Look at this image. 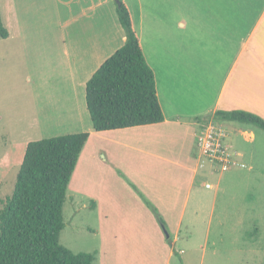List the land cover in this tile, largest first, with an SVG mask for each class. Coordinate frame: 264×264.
I'll list each match as a JSON object with an SVG mask.
<instances>
[{
	"label": "rangeland",
	"instance_id": "374dc122",
	"mask_svg": "<svg viewBox=\"0 0 264 264\" xmlns=\"http://www.w3.org/2000/svg\"><path fill=\"white\" fill-rule=\"evenodd\" d=\"M140 2L142 4L139 8L136 1L134 3L131 0L130 9L134 23L142 29L146 60L154 69L157 96L167 117H173L177 113L180 119L187 120L193 112L203 111L197 114L199 118L204 117V122L211 119V105L221 86V75L230 60L231 47L220 51L216 43L211 42L209 37L207 39L204 31L200 32L195 43L192 28L181 30L182 34L177 33L181 36L176 37L175 43H172L166 29L168 16L164 12L168 10V5L164 7L162 1L152 0V7L149 8L147 0H139ZM94 3L100 4L98 9L87 10ZM70 4L75 17L71 21V15L64 14L63 10ZM0 11L11 30L9 36H0L2 199L13 190L28 142L69 133L89 132L88 128L93 130L85 104V87L81 84V79L75 77L73 80L70 77V69L73 67L74 71L83 64L82 76H85L96 67L95 58H101L108 52L109 42L103 43L104 30L99 26L95 27L97 19L100 23L104 20L110 26L120 25L116 0H0ZM109 28L106 26L107 32ZM263 32L264 22L259 27V36L257 34L261 41H264V35L261 36ZM200 39L206 44H198ZM227 89L223 99L228 95ZM255 109L264 114L263 108ZM255 132V141L243 142V149L248 154L251 152L254 158L251 171H240L247 177L242 180L243 184L231 185L228 176L232 171L215 175L197 171L196 182L206 190H198V193L201 191L205 195L202 199V216L193 219L192 197L181 230L182 238L176 244V248L184 251L175 254L174 264H264V130L257 128ZM96 133L98 135L92 137L88 149L96 146L95 158L102 165V155L106 152L107 159L117 161V166L124 172L110 165L109 171L103 170L108 172L104 174L100 171L101 168L95 167L93 180L97 184L102 179L113 185L117 184L129 201L137 199V205H144L132 184L135 182L143 190L145 183L151 184L154 181L152 179L157 170L150 167L152 157L139 151L126 152L117 141L107 143L108 137L103 131ZM133 135L135 137L126 139L128 143L135 146L144 143V135ZM192 138L191 133L188 142L184 141L191 148L194 145ZM176 144L177 141H172L173 152L176 151ZM186 148L188 149L187 146L185 150ZM173 158L171 156L170 159ZM194 164L193 158L189 167ZM93 173L91 171L92 175ZM248 174L250 175L247 176ZM162 176V173L157 174L156 180L161 181ZM74 177L66 192L63 206L64 227L60 232L59 242L73 252L96 250L98 252L95 254L94 264H104L99 252L102 245L99 233L101 221L94 209L88 206L90 199L86 192L77 188L78 173ZM205 182H211L214 188L206 189ZM102 185L103 183L99 186ZM107 185L104 184L102 188H97L96 185L95 192L110 191ZM147 188L152 189L151 185H147ZM248 193L251 198H248ZM146 211L149 215L144 218L150 216L154 220L169 244L174 231L170 233L165 226L159 224L152 211ZM164 229L170 234V239H166ZM156 236L155 233V238ZM205 237L209 238V242L216 243L215 247L206 246L203 243ZM114 244V238L113 242L107 241L106 248L109 251L104 258L106 264H117L109 256V253H114ZM129 259L130 256L125 258ZM155 261L157 264L163 263L164 254L156 256Z\"/></svg>",
	"mask_w": 264,
	"mask_h": 264
},
{
	"label": "crops",
	"instance_id": "0c3cea01",
	"mask_svg": "<svg viewBox=\"0 0 264 264\" xmlns=\"http://www.w3.org/2000/svg\"><path fill=\"white\" fill-rule=\"evenodd\" d=\"M123 1L126 3L131 13V0ZM133 1L134 3L136 1L139 8L141 7L142 3H139V0ZM159 1H162L164 7L168 5V10L164 12L168 16L167 20L169 23L166 29L169 31V40L171 39L172 43H175L176 37L181 36V30L192 28L195 43L200 32L204 31L207 34V39L209 37L211 42L216 43L220 51L227 50L228 46L231 47L230 60L226 64L224 74L221 75L222 83L212 102L210 116L212 117L216 110L240 109L256 113L264 118V114L255 109L257 107L264 109V46L262 47L264 41H261L260 37H258L259 27L261 23L264 22V0ZM147 3L150 5L149 8H151L152 0H147ZM99 6V3H94L89 5L87 10H97ZM81 9L84 10L85 7H81ZM63 10L64 14L71 15L69 21L75 18L73 16V7L71 4L67 5ZM0 15L3 25L7 29V36H9L11 34L10 25L5 21L6 18L4 19L1 11ZM97 22L95 27L98 28L99 26V28L104 30L103 35L105 39L103 43L109 42L108 52L101 58H95L97 62L96 67L85 76H82L84 72L83 64L81 68L78 66L74 71L72 67L69 73L73 80L75 77L81 79V84L84 85V87L93 72L108 56L122 46L126 39L124 29L119 20L118 24L120 26L116 24L113 26L107 25L104 20L100 23L97 19ZM133 24L138 33L141 49L146 60L142 29L134 23V20ZM60 26H63V24ZM106 26L110 27L108 32L106 31ZM263 35L264 32L261 36ZM254 36L256 37L255 39ZM251 40H253L252 45ZM200 43L206 44L202 39L199 40L198 44ZM147 63L154 72L151 64L148 61ZM155 82L157 90L156 77ZM228 86L230 87L229 89H227ZM226 89L228 90V95L223 99ZM162 111L164 114V120L162 122L103 130V134L108 137L106 139L107 143L117 141L126 152L133 153V151H139L152 157L150 167L157 170L152 179L154 181H152L151 184H149V182L145 183L143 186L144 191L135 182H133V184L145 197H149L148 199L157 207L168 231H170V233L172 230L174 231L172 239H170V234L167 233L166 239H170L169 244L166 242L165 236H163L159 226H156L154 220H152L150 216L147 219L144 218V216L149 215L146 211L148 208L145 204L139 203L137 205V199L133 202L129 201L127 197L122 194L123 192L120 191L117 184L113 185L112 183L105 182L103 179L97 184L93 180L96 174L94 171L95 167L101 168V172H104L103 170L105 169L109 171L108 167H110V165L115 166L116 169L122 172H124V170L117 166V164H119L117 161H109L106 152L102 155V160L104 161L103 165L97 161L95 158L96 146H93L92 149L89 147L88 149V145L92 141V137L98 135L96 132L101 131L91 130V128L87 129L89 131V136L81 149L70 181L74 179L75 174L78 173L79 180L76 182L77 188L83 190L84 193L86 192L90 199L88 206L94 209L101 221L99 233L102 245L99 252L104 264H106L104 258L109 251L106 248L107 241L112 240L113 242V238L115 241V254L111 252L109 256L110 260L115 259L117 264H157L155 259L160 253L164 254V261L163 263L159 262V264H174L175 254H180L184 251L183 249L176 248V244L182 238L181 230L187 214V207L192 197L194 198L192 210L193 219L196 220L198 216H202V199L205 195L200 193L201 191L198 193V190L200 189L202 192H206V190H203L201 185L196 182V177L198 175L196 165H192L191 168L189 165L191 159L194 158L195 160L196 157V134L201 125L206 122H204V117L199 118L197 115L203 111H197L198 113L193 112L190 119L187 120L180 119V115L177 113H175L173 117L168 118L163 108ZM39 120H42L41 117H39ZM217 122L226 129L228 144L241 155L238 157V160L244 163V166H236L224 171H232L228 179L231 180V185L234 184L239 186L244 183L242 180L246 177V175H242L240 171L243 169L251 171L253 169L251 163L254 159L251 152L248 154L247 151L243 149V142L255 141V129H257V127L245 123L227 121ZM135 133L145 136V140H142V142H144L143 144L135 146V144L131 142L130 144L126 141L130 136L135 137L133 135ZM191 133L193 134L192 145L194 140L192 148L188 143L184 144L185 140L188 142ZM172 141H177L175 152L172 151ZM144 145H146V147ZM185 146H187L188 149L186 148L185 150ZM86 149L88 150L86 151ZM168 151L170 152L169 154ZM171 156H174V158L170 159ZM81 162L82 166L80 167ZM91 171L94 172L93 175ZM204 172L209 175H215L207 170H204ZM107 173L108 172H104V174ZM161 173L163 174V179L161 181L156 180V175ZM249 175L250 174L247 176ZM124 176L126 175L124 174ZM102 183L103 185L99 186ZM104 184H108L107 188H109L110 191L95 192L96 185L97 188H102ZM147 185H151L152 189H148ZM213 188L214 185L212 184L211 188L206 189ZM247 196L251 198L249 193ZM113 221L115 224H112ZM110 231H112L111 234ZM155 233L157 234L156 238ZM208 239V237H205L203 243L206 246L210 245L211 248L215 247L216 243L213 241L209 242ZM97 252L96 250L94 251L95 254ZM129 256L131 259L125 260V258Z\"/></svg>",
	"mask_w": 264,
	"mask_h": 264
},
{
	"label": "trees",
	"instance_id": "16d2710c",
	"mask_svg": "<svg viewBox=\"0 0 264 264\" xmlns=\"http://www.w3.org/2000/svg\"><path fill=\"white\" fill-rule=\"evenodd\" d=\"M116 13L125 42L101 63L85 86L86 109L95 131L164 120L154 72L123 0H116ZM7 35L0 15V36ZM212 118L264 130V118L246 110H216ZM88 136V132H76L27 143L13 190L0 199V264H94V252H73L59 242L67 188ZM132 185L164 227L157 207Z\"/></svg>",
	"mask_w": 264,
	"mask_h": 264
},
{
	"label": "built area",
	"instance_id": "2783aa9c",
	"mask_svg": "<svg viewBox=\"0 0 264 264\" xmlns=\"http://www.w3.org/2000/svg\"><path fill=\"white\" fill-rule=\"evenodd\" d=\"M197 171L207 170L221 173L236 166H244L238 160L241 155L233 150L227 141L226 129L212 118L203 123L195 137ZM211 188V182H205Z\"/></svg>",
	"mask_w": 264,
	"mask_h": 264
},
{
	"label": "water",
	"instance_id": "95a60500",
	"mask_svg": "<svg viewBox=\"0 0 264 264\" xmlns=\"http://www.w3.org/2000/svg\"><path fill=\"white\" fill-rule=\"evenodd\" d=\"M164 232H166V236H167V231L164 229Z\"/></svg>",
	"mask_w": 264,
	"mask_h": 264
}]
</instances>
